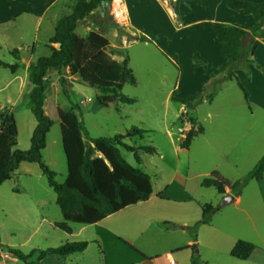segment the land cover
Segmentation results:
<instances>
[{"label":"crops","instance_id":"1","mask_svg":"<svg viewBox=\"0 0 264 264\" xmlns=\"http://www.w3.org/2000/svg\"><path fill=\"white\" fill-rule=\"evenodd\" d=\"M122 1L127 19V31L129 34H132L130 35V39L122 36L118 38V42L116 41V43H113V41L108 39L106 32L109 28L104 21L106 15H104L99 9L92 13L95 15L93 17L96 23V25H94L95 27L91 28L87 26L90 21L87 18H84L77 23L75 33L76 29L84 27V29L81 30V35L76 33L81 38H85L90 31L102 34L109 42L105 49V53L110 59L118 63H122L125 59L122 55V51L136 45H141L138 46L140 50H145L152 54H154V52L150 49L157 51L160 55H162L161 51H164L169 58L162 56L171 63V56L176 57V55L172 53H179V51H177L179 49L182 50V52L185 51L190 56V59L193 53H198L212 66L211 70H205L199 66H193L190 62L181 65V67L178 64V68L172 64L176 70L179 71V74L176 83H174L175 85L173 89L171 88L169 90V92H171L170 99L181 106L180 110L184 108L190 109L192 114L195 112L194 106L192 108L187 107L186 103H191L200 95L206 100L208 89L210 90L212 84H216L223 77V74L220 73L213 79L208 78L212 70L225 62V58L221 55L219 50L217 37L213 29L210 27L211 22L241 24L247 28H251L254 25V21L250 15H245L240 10L234 11L228 9L224 4V0H207V7L201 6L192 0H179L177 4L178 15L176 16L174 15L172 8L174 1ZM243 1L253 3L264 2V0ZM72 5L64 4L63 0H0V61L10 65L17 62L19 63V67L14 73L10 72L9 69L0 66V69L7 71L4 72L0 70V108L7 107V105L13 107L21 102L23 93L29 88L28 68L30 64H32L37 58L49 54L47 44L49 38L54 32L55 23L62 16L70 13ZM145 17L152 21V27L156 32L148 31L144 19ZM172 23H176L177 26L180 27L175 29L174 26H172ZM90 24L93 25L94 23L91 22ZM99 28L105 31L100 32ZM112 35V37H117L116 33ZM39 36H41L40 39ZM140 36H145L152 42L140 41L137 39ZM257 44L264 45V41H261L259 38H254L253 46H256ZM143 45L149 46L145 47ZM56 47H58V45H56ZM13 50H16L17 52L16 57L11 54ZM46 52H48V54H46ZM252 54L254 55H251L250 59L253 62L256 61L260 63V65L264 67V60L261 59L262 56L260 55L257 57L255 52ZM126 58L128 59L129 68L132 70L134 77H136V72L131 63L130 57ZM254 67L253 63L246 64V68L250 71L249 77L246 76V73L241 68L234 71V74L241 85L249 93V105L245 102L249 108V114L247 116V118H249V120H247L249 125L244 127V133L247 132V134L252 131L254 126H257L258 121L256 120V114L258 111L253 110L251 106H260L259 104H261L262 106H260V109H262V112L264 113L262 93H257L258 89L252 84V72ZM53 72L56 73L55 80L59 83L60 75L54 70L49 72L47 79ZM65 78L67 80L66 83L70 84L71 79L79 80V78L75 76H65ZM226 81H233L235 83L234 80L221 81L218 92L223 88ZM49 85L56 91L54 82L51 81ZM203 86L207 87L206 93L202 92ZM238 90L240 91L239 88ZM214 98H212L211 101L207 100L208 105H211ZM135 99L137 102V97ZM21 107L22 109H29L26 106ZM192 119L197 126H200L203 129L195 116H192ZM133 127L146 130L147 132L144 136L149 132L144 126L137 127L134 125L126 128L123 133H118L125 136L123 141L128 145H130L129 142L131 136L127 132ZM205 133L206 131L203 129L202 133L195 136L193 140L204 136ZM167 134L171 135L169 130L167 131ZM193 140L187 149L181 148L179 144H173L174 154L176 156L173 170L169 177H167L168 179L166 182L157 189H155L152 183L151 176L142 169L143 159L140 156V164L137 165L134 162V165L132 166L138 167L149 175L152 185V193L150 197L146 201L129 205L116 213L108 215L95 224H90L95 225V237L92 241L86 240L88 244L84 251L69 256L47 255L36 264H142L140 261L134 260L131 257L128 250L122 247L123 245L120 240L131 246H136L145 256L152 258V264H162V262L171 264L170 261L173 262L172 264H190L192 253H188L189 247L197 240L200 231H208L213 237L214 244L223 245L229 255L231 248L238 240L248 242L250 241L248 238L254 236L260 239L261 242H264L256 225L259 215L264 219V172L262 180H251V182L255 183L256 207L254 205L243 206L241 204L243 189L238 196H234L228 189H225V194L223 196L217 194L219 196L217 210L212 213L208 224H203L198 227L196 239L194 240L188 228L200 220V205H203L204 203H197L185 191L188 179L193 180L200 176H206L209 173L211 174L212 172H217L225 180L230 181V179L227 175L219 171L217 165H213L212 169L208 172L199 173L195 165L202 161V157H196L195 165L191 162L190 158L191 144L193 143ZM204 143L206 145L208 143L207 140H204ZM18 147L20 150H27L29 145L27 147L24 144L18 145L17 143V148ZM149 147L153 148V153L147 154L159 153L160 157H164V152L158 150V147ZM263 154H259L257 158L249 163L250 169L254 168ZM220 157L226 159L228 153L222 152ZM230 169L235 170L232 168ZM42 176L43 174L37 164L27 162L20 163L11 178L7 180L11 181V179H14V186L12 185L7 195H5L7 200L5 204L0 206V216L6 217L11 214V216L18 222L30 223L29 229H31V231L28 239L32 238L35 240V247L32 249L35 250V253L30 258V261L32 262L36 260L40 251L56 247L65 242H77L75 238H77L79 233L85 229V227H80L75 233V230L70 227L71 233H65L54 226L55 223L61 222L62 219L57 216L56 212H54L55 217H48V215L45 214V206L47 204L45 198L43 196L35 197L28 189L30 187L25 183L26 181L31 182L34 179L39 180ZM176 177H178V180ZM165 188H168L169 199L167 200L160 199L157 196L158 193ZM227 195H231L234 198L229 204L222 202L223 198ZM190 203H196V210H192L189 207ZM216 213H221V216L215 221L214 217ZM163 222L173 223L174 227H164L161 225ZM97 228L101 229L100 234L97 232ZM242 228H246V234L244 235L243 232H237V229L242 230ZM51 229H58L64 233V236L62 237L55 232H51ZM50 233H54V236L57 238V245H52L53 240ZM93 243L99 250V256H94L89 253ZM107 243L110 244L109 250L111 251H109V253H105L103 250L104 244ZM139 244L141 247H139ZM146 244L150 245L148 251L145 248ZM152 245L160 248V253L156 256L149 253V250L152 249ZM4 247L5 248H3L0 243V256L3 252H7V254L10 255V258L14 262H17L18 259L13 257L8 251V248L11 247ZM257 253L264 254V249L256 246L255 251L249 259L243 261V263L264 264V257H256L255 255ZM175 256L178 263L174 261Z\"/></svg>","mask_w":264,"mask_h":264},{"label":"trees","instance_id":"2","mask_svg":"<svg viewBox=\"0 0 264 264\" xmlns=\"http://www.w3.org/2000/svg\"><path fill=\"white\" fill-rule=\"evenodd\" d=\"M178 1L174 0L172 5L175 16L178 15ZM192 1L207 7V0ZM110 2L111 0H74L70 13L62 16L55 23L54 32L47 44L49 54L37 58L30 64L28 68L29 88L23 93L20 104L0 108V184L11 178L20 163L37 164L48 186L55 194V203L62 215V221L55 223L54 226L65 233H71L69 223L95 224L129 205L146 201L152 193L149 175L128 163L122 157L120 149L131 152L134 162L138 165L141 162L138 152L153 153V148L128 145L123 141L125 136L121 134L84 139L85 129L76 113L79 106L73 104L68 111H63L57 104L56 91L49 85L47 79L50 71H56L60 75L59 83L64 94H66L64 87L67 81L65 76H75L90 87L107 90L108 93L105 95L96 97L97 108L107 107L113 102L126 105L136 103L135 98L121 93L124 84H136L132 70L128 66V59L125 57L122 63L110 59L105 53L109 44L108 39L99 32L90 31L85 38L75 33L77 23L90 16L95 10L99 9L107 15ZM224 4L230 10H240L245 15H250L254 25L247 28L239 24L211 22L210 27L217 37L219 50L225 62L210 72L209 79H213L220 73L223 77L216 84H212L210 90L208 89L206 99L211 101L219 90L221 81L234 80L246 104L249 105V93L241 85L234 71L239 68L244 69L249 77L247 63H253L256 68H260L250 57L254 38L264 39V2L224 0ZM137 39L152 42L145 36ZM56 45L59 46L56 47ZM16 53V50L11 52L14 57L17 56ZM161 53L169 58L164 51ZM171 61L178 68L176 59ZM191 61L193 66H199L205 70L212 68L198 53L191 55ZM0 66L14 73L19 63L10 65L0 61ZM202 92H207L206 86H203ZM201 99L202 95L195 102L199 103ZM196 103H186V106L192 108ZM20 106L28 107L36 122L27 150L17 148L14 110ZM54 124H58L60 128L61 145L67 169L66 178L62 183L56 182V174L42 161L46 136ZM202 131L200 126L189 130L185 138L179 142V146L187 149L193 138ZM146 132L144 129L133 127L127 133L130 136L142 138ZM263 172L264 154L254 168L241 179L231 182L223 179L217 172H212L201 180L200 185L204 188H214L221 196L225 194V189H228L234 196H238L248 181L262 180ZM176 179L178 180V177ZM157 196L163 200L169 199L168 188L159 192ZM200 208V220L188 228L194 240L198 227L208 224L212 213L217 210V206L211 204L200 205ZM161 225L174 227V224L169 222H163ZM97 232L100 234L101 229H97ZM120 242L134 260L142 264H152V258L145 256L126 242L121 240ZM87 244L86 241L65 242L40 251L34 262L30 261V258L35 250L28 254L14 248H8V251L26 264H36L47 255L69 256L80 253L85 250ZM255 249L256 246L253 243L238 240L231 248L230 256L236 260L245 261ZM190 264L200 263L197 257L192 255Z\"/></svg>","mask_w":264,"mask_h":264},{"label":"rangeland","instance_id":"3","mask_svg":"<svg viewBox=\"0 0 264 264\" xmlns=\"http://www.w3.org/2000/svg\"><path fill=\"white\" fill-rule=\"evenodd\" d=\"M169 1L173 2L174 0ZM63 3L72 5L74 0H63ZM94 16L95 15L92 14L86 17L90 23H94L93 25L90 23L87 24V26L91 28H94V25H96L93 18ZM144 19L148 31L156 32L152 27V21L148 18L146 19V17ZM104 21L109 28L106 32L107 38L113 41V43H116V41L118 42V38L122 36L130 39V35L132 34H129L127 31L128 26H118L111 20L108 13ZM172 26H174L175 29L180 27L177 26L176 23H172ZM83 29L84 27L76 29V33L81 35V30ZM99 31L103 32L105 30L99 28ZM114 33L117 34V37H112ZM40 38L41 36H39V39ZM259 39L264 41V39ZM138 46L141 45L131 46L122 51L124 57H130L131 59V63L136 72V77H134L136 79V85L124 84L121 93L129 97H137L138 101L135 104L126 105L114 102L110 103L107 107L97 108L95 102L96 97L105 95L108 93L107 90L90 87L78 79H71V84L66 83L65 85L66 94H64L62 92V87L55 80L56 73L54 72L48 78V83L50 84L51 81L55 83L56 101L63 111H68L73 104L79 106V110L76 113L84 126L85 139L113 136L118 133H123L126 128L134 125L137 127H146L149 132L143 136L142 139L138 136H131L129 144L134 147L143 145L155 146L158 147V150L164 152V157H160L159 153L147 154L138 152V155L143 159L142 169L151 176L152 183L155 189H157L166 182L168 179L167 177H169L172 172L173 164L176 159L173 144H179L181 141L180 136L176 132L178 127L182 125L181 106L170 99L171 92H169L171 88L173 89L174 83L177 81L179 71L176 70L169 60L165 59L166 57L164 58L162 56L163 54L160 55L157 51L150 49L154 52V54H152L145 50H140ZM143 46L147 47L149 45ZM177 51H179V53H172L175 54L176 57H171L172 60L174 58L176 59L180 67L187 62L192 63L190 56L185 51L182 52L180 49ZM253 52H255L257 57L261 55V59L264 60L263 44H257L256 46L252 44L251 53ZM46 54H48V52H46ZM254 63L260 68L254 67L252 72V84L258 89L257 93H262L264 109V67L256 61H254ZM0 70L7 72L4 69ZM243 71L245 72L244 69ZM248 72L250 75L249 70ZM213 98L211 105H208L207 99L205 100L203 98L199 103H196V100L192 101V103H196L194 104V114H192L190 109H187L188 111L185 114L186 120L191 123V129L197 127V124L192 119V116H195L206 131L204 136L193 140L190 158L191 162L195 165L196 157H202V161L195 165L199 173L208 172L212 169L213 165H217L219 171L227 175L230 181L233 182L243 178L251 171L252 168H249V163L257 158L259 154L262 155L264 153V113L262 109H260V106H262L261 104H259L260 106H251L253 110L258 111L256 114V120L258 121L257 126H254L252 131L247 134V132L244 133V127L249 125L247 121L249 120V118H247L249 108L245 104L243 95L238 90L236 84L233 81H226L223 88L220 89L219 92L217 91ZM18 104H20V102ZM7 107H9V105H7ZM14 118L17 127V143L18 145L24 144L28 147L31 132L36 123L35 118L29 109H22L21 106L15 108ZM168 130L171 135L167 134ZM49 131L46 137V149L42 153V161L56 174V182L62 183L66 177L67 170L58 124H54ZM204 140L208 142L206 145ZM222 152L228 153L226 159L220 157ZM120 153L128 163L134 165V158L131 152L120 149ZM230 168L235 170H231ZM209 174L193 180L188 179L185 191L197 203L217 206L219 203V196L215 189L203 188L200 186L201 179L207 177ZM13 183L14 179H11V181L0 184V206L4 205L7 201L5 195L9 192L10 187L12 185L14 186ZM25 183L30 187L28 189L35 197L43 196L45 198L47 201L45 214L48 215V217H55L54 212H56L57 216L62 219L60 210L55 204V194L48 186L44 176L39 180L34 179L31 182L26 181ZM254 186L255 183L248 181L243 187L241 202L243 206L254 205L256 207V191ZM189 207L192 210H196L197 208L196 203H190ZM219 216H221V213H216L214 220L216 221ZM29 225V222H18L11 214L6 217L0 216V243L3 248H5L4 246H9L25 254L31 252L35 247V240L32 238L28 239L31 231ZM256 225L264 241V219H262L260 215ZM70 227L75 230V233L80 227H85V229L79 233V236L75 238L77 242L86 240L92 241L95 237V225L70 223ZM51 230V232H55L62 237L64 236V233L58 229ZM237 232H243L244 235L246 234V228H242V230L237 229ZM50 236L53 240L52 245H57L58 240L54 236V233H50ZM248 239L250 240L248 242L264 249V242H261L257 237L251 236ZM109 247L110 244H104L103 250L105 253L111 251ZM133 247L138 249L136 246ZM139 247H141L140 244ZM149 247L150 245H145L147 251ZM98 252L97 246L93 243L89 253L94 256H99ZM190 252L197 257L200 264H244L243 261L230 257L223 245L214 244L213 237L208 231H200L197 240L189 247L188 253ZM149 253L156 256L160 253V248L152 245V249L149 250ZM255 256L264 257V254L257 253ZM174 261L178 263L176 256L174 257ZM0 264L26 263L20 260L14 262L7 252H3L0 256ZM162 264L166 263L162 262Z\"/></svg>","mask_w":264,"mask_h":264},{"label":"built area","instance_id":"4","mask_svg":"<svg viewBox=\"0 0 264 264\" xmlns=\"http://www.w3.org/2000/svg\"><path fill=\"white\" fill-rule=\"evenodd\" d=\"M109 16L111 20L117 24L120 27H127V19H126V14H125V9L123 6V1L122 0H111L109 4ZM181 126L178 127L177 133L180 136L181 139L185 138L187 132L191 130V123L186 120V112L187 109L184 108L181 110ZM172 264L173 262L170 261Z\"/></svg>","mask_w":264,"mask_h":264},{"label":"water","instance_id":"5","mask_svg":"<svg viewBox=\"0 0 264 264\" xmlns=\"http://www.w3.org/2000/svg\"><path fill=\"white\" fill-rule=\"evenodd\" d=\"M59 46V45H58ZM98 155L100 156V154L98 153ZM234 200L233 196L231 195H227L223 198L222 202H224L225 204H229Z\"/></svg>","mask_w":264,"mask_h":264}]
</instances>
